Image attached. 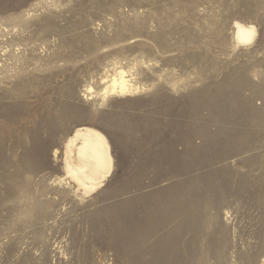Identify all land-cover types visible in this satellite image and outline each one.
<instances>
[{
    "label": "rangeland",
    "instance_id": "374dc122",
    "mask_svg": "<svg viewBox=\"0 0 264 264\" xmlns=\"http://www.w3.org/2000/svg\"><path fill=\"white\" fill-rule=\"evenodd\" d=\"M120 69L141 89L105 96ZM0 264H264V0H0Z\"/></svg>",
    "mask_w": 264,
    "mask_h": 264
},
{
    "label": "bare ground",
    "instance_id": "6f19581e",
    "mask_svg": "<svg viewBox=\"0 0 264 264\" xmlns=\"http://www.w3.org/2000/svg\"><path fill=\"white\" fill-rule=\"evenodd\" d=\"M239 43L252 42L255 31L253 27L236 22ZM105 96H126L137 92L141 87L132 83L124 69L116 71L110 79L105 77L103 83ZM92 91V88H89ZM115 160L111 144L101 131L92 127H81L69 137L65 145V171L79 189L93 193L100 189L112 175Z\"/></svg>",
    "mask_w": 264,
    "mask_h": 264
}]
</instances>
